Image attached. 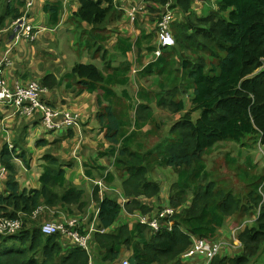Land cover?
I'll use <instances>...</instances> for the list:
<instances>
[{"label": "trees", "instance_id": "obj_1", "mask_svg": "<svg viewBox=\"0 0 264 264\" xmlns=\"http://www.w3.org/2000/svg\"><path fill=\"white\" fill-rule=\"evenodd\" d=\"M76 1L78 5L70 20L76 24V29H80V46L94 52L93 56L102 51L103 66L100 68L91 61L76 62L64 78L59 81L43 78L42 83L50 87L64 82L65 89L73 88L77 95L84 91L96 93V119L108 145L88 159L84 172L93 180L98 178V182L107 187L101 199L93 194L99 207V228L110 227L121 211L118 194L108 188L121 190L129 201L126 204L128 211L151 212L152 208L144 204V200L158 198L161 191L160 182L150 179L154 166L171 167L176 172L168 204L175 210L181 209L171 218V230L150 233L144 225L137 223L129 229L125 226L107 234L95 233L101 260L112 262L124 248H131L133 264H188L183 262L181 255L192 245L190 236L213 241L221 237L220 230L226 228L228 218L233 219L238 227L245 217H254L259 209L257 218L250 225L248 223L244 229L235 232L242 243L240 252L231 258L216 255L210 264H264L263 256L260 258L264 252V195L258 191L262 186L264 194V167L249 176L244 171L247 194L240 197L208 179L203 157L217 143L230 141L238 144L247 136L255 137L259 149L264 150V0H217L215 7L209 6L210 12L206 15L194 14L193 4L198 0H173L171 6L176 8V14L170 29L175 44L170 49L180 55L179 62L172 58L176 54L164 50L138 75L170 78L174 69L181 72L185 85L179 86L175 81L173 87H180L182 92L187 90L188 109L185 100L177 101L175 107L170 102L168 104L164 94H156L152 101L149 90L141 86L136 96H131L127 89L130 80L126 78L127 62L112 65L113 59H108L105 47L110 38L107 28L121 18L122 11L114 7L113 0ZM145 1L152 11L153 8L157 11V6L165 2ZM24 5L25 0H0V27L7 18L22 16ZM41 8L47 14L48 26L59 23L62 0H43ZM180 14V17L176 16ZM154 37V32L142 34L133 43L130 38L120 35L112 47L124 56L134 45L139 53L142 42H151ZM202 54L211 57V62L207 64ZM116 85L120 87L119 92L114 88ZM167 86L165 82H159V87L168 89ZM117 94L124 99L118 98ZM136 98L143 102L132 103ZM150 103L156 107H174L183 113L178 132L173 134L175 138L168 142L163 140L164 137L155 146L145 148L138 137L143 126L150 125L145 134L155 135L152 127L155 118L153 108L149 110ZM193 113H197V117L193 118ZM130 115L134 117L130 118ZM139 115L145 118L140 119ZM55 144L44 139L35 142V147H49L39 158V188L29 190L21 189L15 178V159L24 167H30L24 136L19 133L11 148L3 144L0 164L8 172V194L0 196V209L5 217L15 218L21 212H31L39 204L60 205L70 214L87 207L89 197L81 186L66 178ZM104 157L105 164H98L97 160ZM185 203L187 205L181 207ZM145 233L148 238L144 237ZM58 237V234H42L39 226H22L4 238L0 236V264H87V254L80 247L62 254L56 242Z\"/></svg>", "mask_w": 264, "mask_h": 264}, {"label": "crops", "instance_id": "obj_2", "mask_svg": "<svg viewBox=\"0 0 264 264\" xmlns=\"http://www.w3.org/2000/svg\"><path fill=\"white\" fill-rule=\"evenodd\" d=\"M62 1L63 10L59 23L55 26H48L47 14H45L41 8L43 0H33L29 8L30 15H28V21L33 26V31L28 38H15L12 35V23L22 16L14 19L7 18L0 27V58L4 56L8 60L3 66L2 71L5 80L9 84L20 80H33L38 82L42 87L39 98L43 103L55 108L58 113L56 118L57 121H60L65 113H70L77 114L80 118V123L73 127L61 126L54 130H49L41 123L43 114L40 110H34L29 114H21L15 113L13 107L0 105V149L5 143L9 146L13 145L19 133L24 136L29 150L30 167H24L19 160L15 159L17 164L15 178L21 189H38L40 185L39 175L41 173V161L39 158L44 154V151L49 145L35 147L34 144L37 140L41 139L47 140L48 142H56V154L64 164L63 167L66 172V178L74 185L82 187L86 196L89 197V203L83 211L73 214L62 210L60 205L58 207H49L44 204H39L31 212H21L17 217L12 219H19L21 221V227L24 226L28 228H35L47 221H53L56 225L67 226L65 231L57 233L59 237L56 239V242L61 247L62 254H66L69 250L80 247L87 254V264H117L121 259H127L133 264L131 248H124L119 257L112 262L108 263L102 261L99 257L100 248L94 240L95 233L107 234L115 228L125 226H127L128 229L131 228L138 223V217L142 215L140 210H135L136 212L127 210L126 204L129 201L127 198L123 197L120 189L108 188L114 190L118 194L117 202L121 205V211L110 227L106 229L99 228L97 218L99 207L93 194H97L101 199L103 191L106 190L107 187L98 182V178L93 180L84 172V164L88 159L94 157L99 150H102L108 145L104 139L103 131H100V124L96 119L98 110L96 93L84 91L77 95L75 91H73V88L66 90L64 82L51 85L50 87L42 83L43 78H55V81L64 78V74L68 72L76 62L91 61L100 68L103 66L100 59L102 51L93 56L94 52L88 51L84 46L77 50L72 40L70 41V37L66 32L69 30L70 32L78 31V29H76L77 27L75 28L76 24L70 20V15L78 4L76 0ZM169 1L170 0H165L163 4L157 6V11L156 8H153L152 11L148 9V3L145 0H113L114 7L122 11V16L119 20L117 19L115 23L108 26L107 30L110 31V38L106 42L105 47L108 49V59H113L112 65L120 66L121 61L127 62L129 68L126 73V78H130L128 85L131 84L132 80L134 81V78H149L153 76L154 74L139 76L138 72L147 64L154 62L164 50H167L162 49L159 56L155 55L158 46L156 34L157 20L161 14L168 10L166 4L169 3L171 8V3ZM23 9H25V5ZM23 9L21 8L20 12H22ZM171 9L173 10V16H175L176 8ZM176 16L180 17L181 14ZM71 22L74 27L71 25ZM153 32L155 34L154 39L151 42L143 41L139 53L136 52L137 49L134 45L126 51L124 56L114 51L112 47L117 36H126L134 43L140 35H148ZM78 35L80 38V33H78ZM63 38L65 41H63ZM78 53L79 56L77 55ZM140 86L144 87L143 85H139V87ZM114 88L118 90L117 85ZM132 93L133 96L136 95V90ZM134 102L139 103L140 100L136 98V100H132V103ZM189 106L190 102H188L185 108L188 109ZM22 128H26V130L21 131ZM105 158L106 157L98 159L97 163L105 164ZM91 171L93 172L94 169H91ZM168 172L170 174H175L174 179H176V172L171 167H168ZM7 177L8 172L2 164H0V196H6L8 194L6 189ZM159 177L161 182H167L162 172L159 173ZM173 182H175V180ZM162 185H160L161 191L158 198L144 200V204L152 208L151 212H148L145 216L153 217L161 207L169 206L170 187L167 193L165 189H162ZM186 205L185 203L181 207H185ZM180 210V208L176 209L177 212ZM0 217H5L1 209ZM72 219L76 221L77 225L73 227L66 225L67 222ZM245 221L246 217L241 224ZM247 224L248 223H246L245 226ZM250 224L251 223L248 225ZM226 228L220 230V238L225 240L227 244H230L232 241L231 232L234 228L230 232H227ZM71 230H77L80 234L86 236L85 246H81L74 239L69 233ZM148 236L147 233L144 234L145 238H148ZM241 248L242 247H227L218 255H226L227 258H231L239 253ZM194 256L195 257L185 258L182 254L181 258L183 262H187L188 264L205 263V259L202 255Z\"/></svg>", "mask_w": 264, "mask_h": 264}, {"label": "rangeland", "instance_id": "obj_3", "mask_svg": "<svg viewBox=\"0 0 264 264\" xmlns=\"http://www.w3.org/2000/svg\"><path fill=\"white\" fill-rule=\"evenodd\" d=\"M216 1L217 0H210L209 3L204 2L203 0H198L197 3L194 1L193 4L194 14L202 13L206 15L207 13L210 12L208 11L210 7L211 8L215 7ZM169 2L171 3V5H173L172 0H170ZM171 8L174 7L171 6ZM224 16H226V14H224ZM71 25L73 26L72 22ZM66 33H68L70 37V41L72 40V43L76 46L77 50H79L82 47L80 46L81 41L78 35V33H80V29H78V31L76 32L74 31L70 32L69 30ZM81 38L83 37L81 36ZM63 41H65L64 38ZM169 49L170 48H168L167 51L170 52L172 55L176 54V56L174 57L172 55L170 56H172L175 62H179L180 55L178 53H173L172 50L173 48L170 50ZM77 55L79 56V53ZM185 55L189 56L188 53H185ZM202 58L205 60L207 64L212 60L211 57H208L203 54H202ZM171 74L172 75L170 76V78H162L163 77L162 75H153L150 76L149 78H134V81L133 80L131 81V84L127 86V89L130 92L131 96H133L132 92L135 90L137 92V90L140 88L139 85H143L145 88L149 90L150 92L149 96L152 99V101L156 94H160V96L164 94L163 97L168 99V104L171 103L172 106H174L175 104L178 103L177 101L185 100V106H187L189 102V96L186 94L187 90L185 91L183 90L182 92L180 87H178V89H175V87H173L175 85L173 84V82L175 81L178 82L179 86L180 84L185 85L184 84L185 78H182L183 77L182 73L178 72L176 69H174L171 72ZM159 82L162 83L165 82V85H168L167 86L168 89L159 87ZM117 91L118 92L120 91V87H118ZM117 95L118 98L124 99L121 96V94H117ZM149 107H150L149 110H152L153 108V116L155 120L152 127L155 128V130H153V133L155 135L145 134L146 128H149L150 125L143 126V129L141 130V132H139L138 137L140 138L139 140L142 142V144H144L145 148L155 146L164 137L165 138L163 140L165 141L168 140V142H170L172 138H175L173 134H176L178 132L177 130L179 128L182 119L181 115L183 113L180 111H176V109L174 108L175 106L172 108L156 107L150 103ZM197 115H198L197 113L192 114L193 118L197 117ZM133 117L134 116L130 115V118ZM143 117L144 116H141V118ZM173 124L174 126L172 127ZM203 157L205 164L207 165L208 179L213 180L218 187L225 189L229 192H232L233 195L240 197L247 194V190H245L246 180L243 179L244 171L249 176L251 174H256V172H260L264 167V150L261 148L259 149V142H257L256 144V138L252 136L245 137L242 140V142L238 144L230 141L217 143L207 153H205ZM160 172H162L165 175L167 182L165 183L163 181L161 182V179L159 177ZM174 177L175 174L172 173L170 174L168 172V167L154 166L150 173V179L160 182L161 185L163 184L162 189H165L167 193L169 192L168 188L170 187L171 182L176 180L174 179ZM262 188L263 187L260 186L258 188V191L260 194L264 195ZM257 212L259 214V209L256 211V214ZM142 215H146V214L142 213ZM250 218L253 217L247 216L246 220ZM232 221L233 219L231 220V218H228V223H226L227 232H230L233 228L237 226L236 223ZM240 221H238V223ZM0 236L4 238L6 235H0ZM241 247H242V243H241ZM262 256L264 258V252L260 255L261 259Z\"/></svg>", "mask_w": 264, "mask_h": 264}, {"label": "built area", "instance_id": "obj_4", "mask_svg": "<svg viewBox=\"0 0 264 264\" xmlns=\"http://www.w3.org/2000/svg\"><path fill=\"white\" fill-rule=\"evenodd\" d=\"M33 0H25V11L21 18H17L11 25L12 35L15 38H28L31 36L33 26L28 21L29 8ZM168 10L161 14L157 20V41L158 46L155 55L159 56L162 49H167L175 44L174 37L170 29V23L173 20V10L170 4H166ZM7 59L2 56L0 58V105L9 106L15 109V113L29 114L34 110L42 112L41 123L49 129L54 130L61 126L73 127L80 123V118L77 114L65 113L60 121H57V111L52 106L43 103L39 98V93L42 90L41 85L33 80L16 81L9 84L4 76L2 68L7 63ZM11 148V146H9ZM176 210L171 206H164L159 209L153 217L140 215L138 223L144 225L150 233H157L164 230H171L173 223L171 218L175 215ZM258 216L246 220L243 224L235 227L231 232V243L227 244L225 240L216 238L213 241H206L191 237L192 245L183 253V257L189 258L194 255H202L205 259L204 264H210L213 257L220 254L221 251L227 247H241V242L237 238L236 230L243 229L246 223H250ZM66 225L76 226L74 219L67 222ZM67 226L56 225L53 221L44 222L39 226L42 234L50 235L65 231ZM21 228V221L19 219H12L7 217H0V235L12 234ZM74 239L81 245L85 246L86 236L80 234L77 230L69 232ZM117 264H132L127 259H121Z\"/></svg>", "mask_w": 264, "mask_h": 264}]
</instances>
